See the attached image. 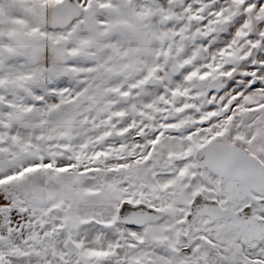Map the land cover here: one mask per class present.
Listing matches in <instances>:
<instances>
[{"label":"snow or ice","instance_id":"obj_1","mask_svg":"<svg viewBox=\"0 0 264 264\" xmlns=\"http://www.w3.org/2000/svg\"><path fill=\"white\" fill-rule=\"evenodd\" d=\"M0 264H264V0H0Z\"/></svg>","mask_w":264,"mask_h":264}]
</instances>
